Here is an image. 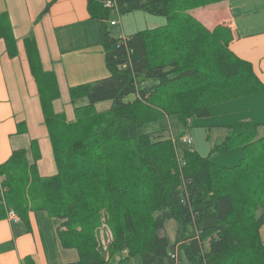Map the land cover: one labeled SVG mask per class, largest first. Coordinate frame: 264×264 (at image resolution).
Listing matches in <instances>:
<instances>
[{"label": "trees", "instance_id": "obj_1", "mask_svg": "<svg viewBox=\"0 0 264 264\" xmlns=\"http://www.w3.org/2000/svg\"><path fill=\"white\" fill-rule=\"evenodd\" d=\"M87 1L90 17L103 24L100 44L109 75L70 88L76 119L68 122L53 113L52 101L58 97L54 76L42 72L34 38L25 40L32 71L43 88L40 97L58 172L42 177L37 151L33 162L25 149L13 151L0 165V219L10 211L25 223L30 211L65 219L67 231L55 234L79 256L66 264H109L116 255L123 256L119 264L136 256L145 264H264V124L241 120L228 126L215 150L242 146L243 157L239 165L227 168L188 144L173 145L162 133L149 132V121L140 119L135 109L146 100L147 80L178 90L158 95L163 100L152 101V106L161 109L159 120L177 117L182 127L193 118L210 117L216 104L264 94L253 65L231 51V29L218 25L210 31L190 14L225 0H111L110 8L106 0ZM134 11L163 16L166 23L125 40L113 37L106 26L109 18ZM173 29L179 30L178 36L170 33ZM0 38L15 57L17 41L7 13H0ZM179 87L188 91L180 93ZM83 99L87 103L79 105ZM105 101L111 102L108 111H98L96 104ZM95 121L97 128L84 133ZM111 147H117L114 153L120 158L112 170L97 176L91 166L105 167L112 159H104L113 155L108 154ZM104 209L117 215L107 249L96 244L90 230L87 235L77 231L81 225H95ZM171 220L177 224L175 241L160 233Z\"/></svg>", "mask_w": 264, "mask_h": 264}, {"label": "crops", "instance_id": "obj_2", "mask_svg": "<svg viewBox=\"0 0 264 264\" xmlns=\"http://www.w3.org/2000/svg\"><path fill=\"white\" fill-rule=\"evenodd\" d=\"M49 4L48 13L42 15ZM0 13L8 14L18 48V54L10 57L0 38V165L20 149H25L33 162L37 151L39 174L50 177L57 174L58 168L40 97L43 88L32 71L25 40L34 38L42 72L54 76L58 97L52 101L53 113L73 122L76 114L70 88L103 79L109 71L103 59L104 69L98 77L94 74L90 81L73 78L69 69L74 71L76 64L66 53L77 40L86 37L93 46L100 47L101 26L99 20L90 17L87 0H0ZM193 13L207 28L229 26L233 35L231 51L250 62L264 84V0H225ZM32 143H36L33 149ZM51 222L45 211H30L28 223L20 217L14 222L6 214L0 219V264H55L54 257L68 249L57 239L55 229L51 231L53 238H44ZM78 259L77 254V259L69 262Z\"/></svg>", "mask_w": 264, "mask_h": 264}, {"label": "rangeland", "instance_id": "obj_3", "mask_svg": "<svg viewBox=\"0 0 264 264\" xmlns=\"http://www.w3.org/2000/svg\"><path fill=\"white\" fill-rule=\"evenodd\" d=\"M221 3V2H220ZM219 4V3H215ZM210 4V5H215ZM210 5H207L205 7H208ZM205 7H198L195 9L190 10V14L197 20H198V14L196 16L194 15L193 11ZM116 19L117 20V26H111L110 20ZM97 21V20H96ZM99 23L100 26L101 22ZM166 23V18L163 16H155L143 11H134L130 12L124 15H118L117 13H114L111 18H109L108 24H106L108 31L110 34L115 38H122L123 35L126 37L131 36L132 34H135L137 32L147 30L148 28H154L157 27L160 24ZM202 24V23H201ZM203 27L205 26L202 24ZM218 25L214 26L213 28H206L210 31H214ZM229 27V26H227ZM230 28V27H229ZM231 29V28H230ZM232 31V30H231ZM175 35H179V30L173 29L170 33H176ZM91 36V35H90ZM100 40H101V31H100ZM98 45L93 46L90 42L89 38H82L80 40H77L74 45L71 47L70 51L66 53V55H69L74 60V64H76V67H74V71L70 70V73H73V78H81V80H89L94 75L95 77H98L99 74L103 71L104 65H103V59H105V55L99 54L100 52L104 51L102 45H99L100 47H97ZM103 54V53H102ZM105 54V53H104ZM170 71V70H169ZM203 72V71H202ZM109 73L106 71V75H104L101 78L107 77ZM202 76H209L203 74ZM201 76V77H202ZM105 77V78H106ZM200 77V78H201ZM199 78V79H200ZM209 81H212L213 83H216V85H220L222 82L220 80H216L215 77H208ZM204 81V78L202 79ZM90 81V80H89ZM90 83V82H89ZM145 87H149L148 95H146V100L142 99L143 102L138 104L135 109L140 117V119L144 121H149L147 125V130L149 132H152L153 134L160 135L162 133V137L171 138V142L173 145H179L181 142L179 141L180 138L184 135H190L193 138V143L189 145V148H192L193 150L197 151L201 156L203 157H210L212 161L222 167H235L240 164L241 159L243 157V149L242 146H234L231 149H229L226 152H218L215 150V146L218 144H221L225 140V136L228 133V126L241 121V120H252L255 121L258 124H264V96H251L247 97L245 99H239L237 101H231L227 103H220L216 104L212 107V114L210 117H204V118H193L189 121V124L187 127H182L180 121L176 117H170L169 119L166 118L165 120L161 119L159 120L157 117V112H160L159 107L152 106V101L158 102L163 100V96H158L160 94L164 95L165 97L169 95H174L175 93H178L177 89L175 87L171 88H164L159 87L158 85H154L155 83L147 80L145 81ZM141 85H144L142 83ZM154 85V86H153ZM142 87V86H141ZM180 88V93L188 91V87H182ZM167 95V96H166ZM146 102V103H144ZM87 103V99H83L80 101L79 105H83ZM111 106L110 101L100 102L96 104V108L98 111H105L107 112L108 109ZM166 116H169L168 114ZM157 119V120H156ZM156 120V123H151V121ZM98 126V122L95 121L92 124L86 126L84 133L86 132H92L94 131ZM259 135H263V129H259ZM112 151L108 154L113 153L112 156H105L104 159L112 158L111 160H108L107 165L102 164L99 165H92L91 167L94 169V172L97 176H104V171H110L112 170V166L115 162L120 158V156H117L116 149L117 147H113ZM100 159V158H99ZM96 161L100 164L101 160ZM81 168H85V166L81 165ZM136 200V199H134ZM149 200V197L148 199ZM146 200V201H147ZM140 202V201H137ZM144 206V205H143ZM141 212V211H140ZM143 213V212H142ZM145 212L143 213V215ZM117 215L112 214L111 212L107 210H102L99 218H96L95 225H81V227L77 228V231L82 233L88 234L89 230L90 232L95 236L96 244L98 246H101L104 249H107L109 245L113 242V233H112V226L115 225V218ZM53 222L49 223L46 227V231L43 234L44 238L51 239L52 236V230L55 229V233L60 234L61 231H67V227L62 226L65 223V219L59 218H51ZM176 232H177V224L176 221L171 220L168 221L165 225V229L162 230L160 233L163 235H167L172 241H175L176 238ZM261 236L262 240L264 241V225L261 227ZM81 234L77 235V239L81 238ZM57 239L59 240L58 236ZM60 242V241H59ZM208 247L207 243H203V249L206 250ZM178 248V250L176 249ZM173 255H179V247H175L172 249ZM178 252H177V251ZM175 252V253H174ZM77 250L75 249H68L66 250V253L58 254L54 259L56 260L55 264H60L61 261L70 263V260L77 259ZM121 255H116L112 258L109 264H117V262L121 259ZM74 262V261H73ZM65 263V264H66ZM124 264H145L140 256H136L132 259L127 260L124 262ZM154 264H160V263H154ZM186 264H190L186 262Z\"/></svg>", "mask_w": 264, "mask_h": 264}, {"label": "built area", "instance_id": "obj_4", "mask_svg": "<svg viewBox=\"0 0 264 264\" xmlns=\"http://www.w3.org/2000/svg\"><path fill=\"white\" fill-rule=\"evenodd\" d=\"M114 6V3L111 1V0H106V7L110 8V7H113ZM116 10V8H114V11ZM117 11V10H116ZM117 13V12H115ZM110 25L111 26H117V20L116 19H112L110 20ZM123 40H125V35L122 36ZM181 143H185V144H188V145H191L193 143V138L190 136V135H184L180 138L179 140ZM9 217L14 221H18L19 220V217L13 212V211H10L9 212Z\"/></svg>", "mask_w": 264, "mask_h": 264}]
</instances>
